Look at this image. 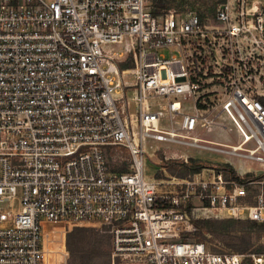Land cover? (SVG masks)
Returning <instances> with one entry per match:
<instances>
[{"label":"built area","instance_id":"2783aa9c","mask_svg":"<svg viewBox=\"0 0 264 264\" xmlns=\"http://www.w3.org/2000/svg\"><path fill=\"white\" fill-rule=\"evenodd\" d=\"M152 1L0 0V264H69L64 234L83 223L107 232L110 258L126 264L246 257L186 240L202 214L264 222L262 191L249 205L245 190L263 180L227 179L218 165L146 177L144 156L158 145L237 159L259 148L264 162V0L157 15ZM220 116L236 144L198 135L223 131ZM110 149L127 154L125 170Z\"/></svg>","mask_w":264,"mask_h":264},{"label":"rangeland","instance_id":"374dc122","mask_svg":"<svg viewBox=\"0 0 264 264\" xmlns=\"http://www.w3.org/2000/svg\"><path fill=\"white\" fill-rule=\"evenodd\" d=\"M215 0H182L180 3L174 1V4H178L174 8H192L195 9L199 5H202L201 2L210 3L211 5ZM173 4V3H172ZM173 4V5H174ZM113 48L116 45H110ZM118 50V49H117ZM122 51V48L120 50ZM117 61L122 65H129L130 55H125L124 51L118 57ZM122 60V61H121ZM126 80L132 81L131 77H127ZM219 120L225 126L223 131L218 130L216 127H210L208 129H201L197 131L198 135L205 139L216 140L221 142H227L230 144H236L239 140V136L236 133L234 127L229 122V120L220 116ZM243 147L247 149L254 148V143L250 141L248 144H244ZM150 151L149 147H146ZM108 155V154H107ZM263 157L262 151L258 148L248 158H240L227 156L224 154H217L214 152L206 150H198L193 148H180L166 145H158V150L155 151L150 157L144 156V175L146 177H156L164 178L166 180L172 181L174 178L178 177L177 174L181 173V169L173 163V161H183V158L188 159L189 157L198 158L200 161L210 164V165H221L222 163L229 164L233 170L239 175L244 176L246 173L251 174H260L264 173V162L256 160L255 157ZM116 160H115V159ZM110 166L113 167H122L126 164L127 154L122 150L113 151V154L109 155L107 158ZM121 162V163H120ZM158 177V178H159ZM264 181V180H263ZM263 187H260L259 184H249L246 188V194L248 195V201L252 204L255 195L261 190L263 192ZM213 214V213H212ZM209 214H202L197 220L206 221V223H199L194 227V232L190 237L187 238V242H198L205 245V247L212 251L216 252H234L235 248L242 249L244 246L251 253L259 254V252L264 250V233L255 231V230H246V223L225 217L223 214L218 216H213ZM218 217V218H217ZM195 220V219H193ZM228 221H232L228 223ZM70 237L67 241L71 251L76 257L81 254L83 256V248L85 239L88 235L93 233L98 234L102 233L103 230L101 227L92 224H80L73 228H70ZM66 232V233H68ZM89 237V236H88ZM64 238L66 235L64 234ZM65 248H66V240ZM248 246V247H247ZM103 256L86 258L85 263L88 264H126L118 258L113 260L110 258V247L109 241L101 247ZM67 250V249H66ZM213 252V251H212ZM80 257V256H79ZM69 258V256H68ZM79 262L73 261L72 264H79ZM69 263V259H68ZM243 264H248L245 261Z\"/></svg>","mask_w":264,"mask_h":264},{"label":"trees","instance_id":"16d2710c","mask_svg":"<svg viewBox=\"0 0 264 264\" xmlns=\"http://www.w3.org/2000/svg\"><path fill=\"white\" fill-rule=\"evenodd\" d=\"M174 1H179V3L182 0H153L152 1V14L153 15H157L158 13H162L164 9L169 8V7H176L178 4H174ZM174 5H173V4ZM204 2H201V4H203ZM113 149H110L108 151V156L113 154ZM173 163H175L180 169H181V173H178L177 176L178 177H185L188 174H192L198 170H200L201 168L204 167H211L212 165L210 164H206L202 161H200L198 158H193V157H189L188 159H186V161H173ZM218 168L221 170V173L223 175L224 178L227 179H231V180H235L237 182H243L245 179H250V180H264V173H260V174H254V176H251V174L246 173L244 176H239L234 170L233 168L227 164V163H222L221 165H218ZM114 170H119V171H123L125 170V166L122 167H113ZM157 178L159 176H156ZM247 188V187H246ZM245 188V190H246ZM263 200H264V187H263ZM248 199V195L246 196V203L249 205L252 204L247 200ZM244 223H246L245 229L246 230H255V231H259L264 233V222H252V221H248V220H240ZM206 223V221H201V220H193L192 224L195 227L197 224L199 223ZM232 221H228V223H230ZM70 232H68L66 234V249L68 252V256H69V264H72L73 261H77V263L79 262V259H81L79 264H88L85 263V259L86 258H94V257H99V256H103L102 253V249L101 247L105 244V242L108 243V241L110 242V237L109 234L107 232H102V233H98V234H91L88 235L87 238L85 239V243H84V248H83V256L86 257L84 258L81 254H79L77 257L76 255L73 254V251H71L67 241L70 237ZM205 246V245H204ZM248 247V246H247ZM234 250H236V253L239 254H243L246 257L242 260L243 264L245 261L248 262V264H251V259L249 257V255H258V254H254L251 253L250 251H248V249L246 248V246H244L242 249H238L235 248ZM210 251V250H209ZM215 253H221V252H216L215 250H212ZM259 254H264V250L259 252ZM80 256V257H79Z\"/></svg>","mask_w":264,"mask_h":264},{"label":"bare ground","instance_id":"6f19581e","mask_svg":"<svg viewBox=\"0 0 264 264\" xmlns=\"http://www.w3.org/2000/svg\"><path fill=\"white\" fill-rule=\"evenodd\" d=\"M251 152H254V151H251Z\"/></svg>","mask_w":264,"mask_h":264}]
</instances>
